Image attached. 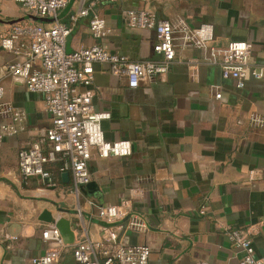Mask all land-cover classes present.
I'll list each match as a JSON object with an SVG mask.
<instances>
[{
    "label": "crops",
    "instance_id": "obj_1",
    "mask_svg": "<svg viewBox=\"0 0 264 264\" xmlns=\"http://www.w3.org/2000/svg\"><path fill=\"white\" fill-rule=\"evenodd\" d=\"M92 1L69 0L52 19L70 26L67 52L99 44L129 60L159 59L155 30L129 26L128 9H148L174 27L180 20L189 29L211 24L213 38L196 46L175 28L176 56L168 72L135 88L107 64L94 63L92 84L79 90L92 92L95 111L110 113L102 121L105 138L129 140L132 150L109 157L94 152L90 182L78 193L70 173L63 179L56 165L48 166L50 179H22L18 151L39 139L51 119L42 93L4 73L2 64L19 57L0 46L4 99L27 115L25 130L0 143V264H32L45 253L42 231L54 222L41 218L44 211L72 225L73 239L64 241L53 264H80L75 243L100 240L115 225L123 242L150 247L147 264H238L242 252L228 238L231 229L247 232L256 257L264 258V128L251 126L247 117L250 111L264 113V77L238 88L210 62V48L246 40L253 45L251 65L264 67V0H96L90 6ZM83 8L101 15L110 32L94 38L90 14L72 22L70 16ZM26 17L18 3L0 0V39L10 32L9 21ZM8 121L0 115V123ZM252 170L258 173L250 180ZM124 199L131 202L129 212L142 217L144 229L126 227L127 219L108 223L98 217V206Z\"/></svg>",
    "mask_w": 264,
    "mask_h": 264
},
{
    "label": "built area",
    "instance_id": "obj_2",
    "mask_svg": "<svg viewBox=\"0 0 264 264\" xmlns=\"http://www.w3.org/2000/svg\"><path fill=\"white\" fill-rule=\"evenodd\" d=\"M21 5L25 15L42 18H55L57 12L69 0H13ZM96 1V0H95ZM95 1L91 2L93 6ZM114 1V0H105ZM89 9H80L70 16L74 22L79 16L89 15ZM125 20L131 27L154 29L157 37L153 49L159 59L129 60L125 55L110 52L99 44L81 46L73 51L65 50V39L70 26L57 21L36 22L30 18L12 24L10 32L1 37L0 46L19 58L2 64V70L13 80L21 82L30 92L44 95L45 110L51 123L42 130L39 139L29 147L18 151V168L22 179L37 176L42 180L50 179L49 165H56L59 173H70L74 191L90 182L88 161L95 152L99 157L127 156L131 154V143L122 139L108 141L102 129V121L110 117L107 111H95L92 92L81 91L94 79L93 65L96 62L108 65L113 74L124 75L129 87L135 88L142 83H151L166 74L176 56L173 31H184V42L196 46L205 45L213 38V26L203 23L189 29L180 20L177 26L158 18L148 9H128ZM89 28L94 38H102L110 32L105 19L92 11ZM253 45L250 41L235 40L225 47L210 48V62L221 68L224 78L232 79L236 87L243 88L247 79L264 77V67H253L250 55ZM5 89L0 80V115L9 121L0 123V143L10 135H16L26 128V112L13 106L4 99ZM220 98L221 94H215ZM248 122L253 127L264 128V113L250 111ZM258 173L252 170L249 179ZM94 204L93 202H90ZM131 202L124 199L119 203L97 207L98 217L108 223L126 220V227L142 230L144 220L137 213H130ZM200 214L205 213L201 206ZM120 225L106 227L100 240L82 239L75 243L73 255L80 264H147L150 247L147 244H127L117 232ZM231 243L240 249L242 256L238 264H264V258L256 257L252 239L247 232L231 229L227 232ZM42 238L48 248L41 256L33 257L32 264H53L65 246L59 229L49 224L42 231ZM197 264H213L199 261Z\"/></svg>",
    "mask_w": 264,
    "mask_h": 264
},
{
    "label": "water",
    "instance_id": "obj_3",
    "mask_svg": "<svg viewBox=\"0 0 264 264\" xmlns=\"http://www.w3.org/2000/svg\"><path fill=\"white\" fill-rule=\"evenodd\" d=\"M26 18H30L36 22H44V21H51L52 20V18H42V17L33 16V15H27ZM22 20H23V18L14 19V20H11L9 22L10 23H16V22H20ZM62 178L66 180L68 178V173L67 172L62 173ZM41 218L46 222H54L56 227L59 229L61 236L65 242H71L72 241V239H73V233H72V229H71L72 225H71L69 220H67L65 218H59V219L55 220L46 211L43 212V215Z\"/></svg>",
    "mask_w": 264,
    "mask_h": 264
}]
</instances>
